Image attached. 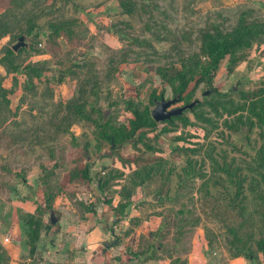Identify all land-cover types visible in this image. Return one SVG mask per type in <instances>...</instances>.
<instances>
[{"label":"rangeland","instance_id":"obj_1","mask_svg":"<svg viewBox=\"0 0 264 264\" xmlns=\"http://www.w3.org/2000/svg\"><path fill=\"white\" fill-rule=\"evenodd\" d=\"M242 16L264 24L249 1L0 0V264L21 197L41 193L50 210L68 195L84 211L126 176L168 186L156 211L168 235L200 229L216 249L259 258L264 123L250 107H264V30L211 82L198 75L205 34L229 33ZM20 36L26 46L9 55ZM185 64L193 75L178 105L194 109L122 144L99 137L97 121L124 133L136 109L174 98Z\"/></svg>","mask_w":264,"mask_h":264},{"label":"crops","instance_id":"obj_2","mask_svg":"<svg viewBox=\"0 0 264 264\" xmlns=\"http://www.w3.org/2000/svg\"><path fill=\"white\" fill-rule=\"evenodd\" d=\"M247 1L264 8V0H233ZM111 184L102 190L114 187L113 193L108 197L106 193L100 195L95 205L84 211L68 195L57 196L50 210H45L47 202L41 193L21 197L17 208L26 217L21 220V215L13 213L9 221L11 241L4 244L8 264H264L263 254L250 259L242 254L232 256L225 248H214L200 229L190 236L178 230L168 235L164 217L156 212L164 209L167 200L161 199L168 189L165 183L150 182L138 187L126 176ZM94 186L98 187L97 192L101 191L99 183ZM124 204L127 207L123 211L120 207ZM52 210L58 218L55 225L50 221ZM31 218L41 223L40 240L33 255Z\"/></svg>","mask_w":264,"mask_h":264},{"label":"trees","instance_id":"obj_3","mask_svg":"<svg viewBox=\"0 0 264 264\" xmlns=\"http://www.w3.org/2000/svg\"><path fill=\"white\" fill-rule=\"evenodd\" d=\"M264 30L263 23H247L243 16L240 18L238 26L229 33H207L204 36L201 53L203 54L204 62L200 64L198 75H200V79H206L211 82L213 76L219 69L223 60L227 57L234 55L235 52L240 49L249 46L250 42L253 38L258 36ZM15 51L13 49L9 50V55H14ZM193 75V65L185 64L181 69L176 71L175 79L176 83L173 86V91L177 95H182L188 90L189 85L192 80ZM165 77V76H163ZM199 79V80H200ZM197 81L193 91H196L198 88ZM164 97V96H163ZM260 102H254L251 104L250 113L258 120L259 123H264V107L259 108ZM195 108V107H194ZM193 108V109H194ZM83 114V113H82ZM182 116V115H180ZM177 116V117H180ZM171 120H167L164 122H172L174 118ZM159 122L155 121L152 117L151 111L149 109L139 110L136 109L134 111V117L130 121V127L124 133L122 131H116L110 123H103L100 121L96 122L97 132L99 137L111 144H122L128 139H131L133 136L142 133L145 129L155 128ZM261 158L264 161V150L261 151ZM89 180V179H88ZM127 206V204L122 205L121 210ZM51 205L47 201L46 208H50ZM46 210V209H45ZM39 211L41 209L39 208ZM30 227V249L31 254L33 255L38 248L39 240H40V230L41 223L34 218L29 220ZM257 247L259 253L264 255V237L259 239L257 242Z\"/></svg>","mask_w":264,"mask_h":264},{"label":"water","instance_id":"obj_4","mask_svg":"<svg viewBox=\"0 0 264 264\" xmlns=\"http://www.w3.org/2000/svg\"><path fill=\"white\" fill-rule=\"evenodd\" d=\"M25 36L19 37V42L13 46L14 51H18L21 47H25ZM208 94V91L205 92V95ZM181 101V96L177 95L172 99H166L162 97L160 100L155 101V107L152 110L151 114L155 121L164 122L167 120H171L173 117H177L183 115L187 110H192L197 104L198 101H193L191 103L185 104L183 106L173 107L175 104ZM51 216V224L55 225L58 221L57 215L54 210L50 213ZM119 243L118 240L114 242L115 245Z\"/></svg>","mask_w":264,"mask_h":264},{"label":"flooded vegetation","instance_id":"obj_5","mask_svg":"<svg viewBox=\"0 0 264 264\" xmlns=\"http://www.w3.org/2000/svg\"><path fill=\"white\" fill-rule=\"evenodd\" d=\"M180 102H181V101H180ZM180 102H178V103H180ZM178 103L175 104L173 107H176V106H183V105H178Z\"/></svg>","mask_w":264,"mask_h":264}]
</instances>
